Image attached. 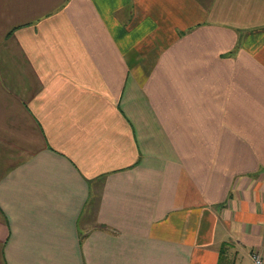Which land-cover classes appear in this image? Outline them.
<instances>
[{"label":"crops","instance_id":"crops-1","mask_svg":"<svg viewBox=\"0 0 264 264\" xmlns=\"http://www.w3.org/2000/svg\"><path fill=\"white\" fill-rule=\"evenodd\" d=\"M264 255V0H0V264Z\"/></svg>","mask_w":264,"mask_h":264},{"label":"built area","instance_id":"built-area-1","mask_svg":"<svg viewBox=\"0 0 264 264\" xmlns=\"http://www.w3.org/2000/svg\"><path fill=\"white\" fill-rule=\"evenodd\" d=\"M251 264H264V255L260 253H253Z\"/></svg>","mask_w":264,"mask_h":264}]
</instances>
